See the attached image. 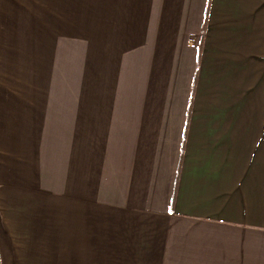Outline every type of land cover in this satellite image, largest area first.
Listing matches in <instances>:
<instances>
[{
    "label": "crops",
    "instance_id": "0c3cea01",
    "mask_svg": "<svg viewBox=\"0 0 264 264\" xmlns=\"http://www.w3.org/2000/svg\"><path fill=\"white\" fill-rule=\"evenodd\" d=\"M8 23L87 25L72 38L124 47L134 80L110 59L88 85L86 51L59 161L44 100L0 112V264H264V127L245 101L264 0H0Z\"/></svg>",
    "mask_w": 264,
    "mask_h": 264
},
{
    "label": "rangeland",
    "instance_id": "374dc122",
    "mask_svg": "<svg viewBox=\"0 0 264 264\" xmlns=\"http://www.w3.org/2000/svg\"><path fill=\"white\" fill-rule=\"evenodd\" d=\"M86 27L87 25L77 24H0V112L2 111L4 115H34L38 112V106L40 107L38 102L44 100L45 153L48 158L51 159L53 156L58 161L60 155L64 154V144L69 139L68 135H62L61 131L64 133L67 131L62 123H67L70 118L69 100L74 99L71 92L74 88L78 90L82 82L83 86L85 83L84 78L78 86L74 78L78 79L85 73L87 50L90 55L88 85H91L92 81L91 66L94 68L93 71H96L95 74L97 73L93 82L103 80L113 74L114 67L118 65L112 60H117L120 81L124 82V86H129L128 89L133 87L132 54L130 52L126 54L125 48L122 47L121 52L124 54L117 56L111 51V41L72 38L84 36ZM69 74L74 76L71 77L72 80L70 78V84ZM256 80L262 81L257 88L252 87L249 98L245 99L251 103L253 109L251 120L255 124L253 122L246 125L264 127V73L260 79H254ZM77 94L80 95V92L77 91ZM96 94L100 93L93 91L91 94L94 100L90 105H97ZM78 97L80 99L78 103H82L83 109L84 94ZM110 99L105 98L102 102L108 106ZM29 107H34V110Z\"/></svg>",
    "mask_w": 264,
    "mask_h": 264
}]
</instances>
